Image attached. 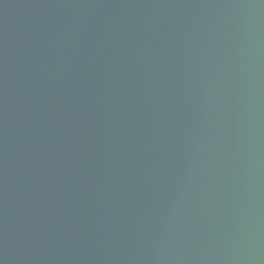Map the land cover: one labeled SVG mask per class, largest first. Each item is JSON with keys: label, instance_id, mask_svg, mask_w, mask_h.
Masks as SVG:
<instances>
[{"label": "water", "instance_id": "water-1", "mask_svg": "<svg viewBox=\"0 0 264 264\" xmlns=\"http://www.w3.org/2000/svg\"><path fill=\"white\" fill-rule=\"evenodd\" d=\"M0 264H264V0H0Z\"/></svg>", "mask_w": 264, "mask_h": 264}]
</instances>
